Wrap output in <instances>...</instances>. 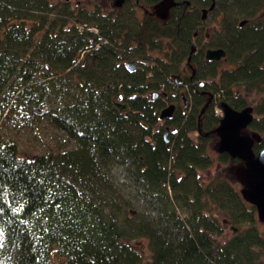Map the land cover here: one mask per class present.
<instances>
[{"label": "trees", "instance_id": "1", "mask_svg": "<svg viewBox=\"0 0 264 264\" xmlns=\"http://www.w3.org/2000/svg\"><path fill=\"white\" fill-rule=\"evenodd\" d=\"M158 1L107 11L99 0H0V127L17 116L60 140L56 151L28 154L0 134L9 190L0 264H264L256 206L228 175L201 173L214 163L207 142L223 101L242 109L245 93L254 95L253 149L264 147V0H217V42L200 36L211 0H183L165 19L149 9L138 16ZM207 45L225 48L230 66L204 58ZM175 74L188 105L172 93ZM177 97V111L161 119Z\"/></svg>", "mask_w": 264, "mask_h": 264}, {"label": "water", "instance_id": "2", "mask_svg": "<svg viewBox=\"0 0 264 264\" xmlns=\"http://www.w3.org/2000/svg\"><path fill=\"white\" fill-rule=\"evenodd\" d=\"M166 0H161L158 5H161ZM174 1V0H173ZM123 0H116V4L120 5ZM216 0H212L208 8H203L202 18H206L209 10H212L216 6ZM174 3H176L174 1ZM173 5V4H172ZM171 6V5H170ZM167 6V7H170ZM168 13H163L161 17H167ZM246 19L240 21L239 24L246 23ZM195 43L192 44L191 51L195 50ZM226 55V50L223 47L208 48L206 50V58L208 59H220ZM127 67L130 70L136 68V61L130 60L127 62ZM179 77L176 78L178 80ZM159 92L154 91L152 97H158ZM115 104L120 109L127 108L128 104L120 101H115ZM175 103L162 108L160 112V118H171L175 110ZM223 117L220 118L219 124L215 127L214 131L219 136V142L217 150L220 153L226 152L231 158H238L241 160L234 170V174L237 180L240 182L241 193L247 202L254 204L257 208L258 218L261 222H264V147L256 153L253 149L256 141V134L245 132V128L249 127L253 120L254 113L253 107H243L242 109H236L231 106L227 101L222 102ZM169 131L166 129L165 135ZM132 213H135V209H131Z\"/></svg>", "mask_w": 264, "mask_h": 264}, {"label": "rangeland", "instance_id": "3", "mask_svg": "<svg viewBox=\"0 0 264 264\" xmlns=\"http://www.w3.org/2000/svg\"><path fill=\"white\" fill-rule=\"evenodd\" d=\"M134 1L135 0H126V2L123 4V6L126 3H132ZM196 1L199 2L200 0L199 1L196 0ZM99 2H101V4L104 6V8H106L107 11H109V9H112V10L116 11V0H99ZM211 2H212V0H211ZM170 5H172V3ZM219 5L220 4H217L216 7L213 10H210L208 12V14H206L207 18H205L206 20H205V24H204V29H206V31L209 33L208 36H209L210 40L213 41V42H217V40H219L222 37L221 33H222V29L223 28H221V30H219V28H220L221 22H223L222 18L225 17V15H223L224 12H223L222 9H220ZM151 6L152 5L147 6L146 8L149 9V10H152ZM209 6L210 5H206V7H209ZM146 8H145V6H142L140 8L138 7V11H136V12H137L139 17H142V15H144V13L146 12L145 11ZM165 10H167V9H165V8L158 9V11L160 13H168ZM259 13H260L259 16L264 15V10H262ZM159 16H158V18H163V17H161V16L159 17ZM231 18H232V20H235L234 17L227 16L225 18V21H229V20H231ZM236 21L238 23V21H240V20L237 19ZM203 41H205V40L203 39ZM193 43L196 44L198 42L195 41ZM206 47L207 48H215L216 46L215 47H211V46L207 45V46H205V48ZM133 60L135 61V58ZM128 61H130V60H128ZM220 65H221L220 67H221V70H222V69L227 68L228 66H230V63H228V61H226V60H222ZM178 90H179L180 94H181V92L185 93V98L189 97L187 95V93H186V90H185L184 86H181V88L178 89ZM178 90H175V91H178ZM216 96L218 97V94H216ZM253 96L254 95H252V94L248 95L247 93H245V98L247 100H249V105H248L249 107L250 106H254L257 103V101H258ZM217 97H215V99ZM177 99L178 98H176V100H171L169 103H171V102L172 103L173 102L177 103L176 102ZM120 102H122V101H120ZM217 102H219V101H216V103ZM221 109L216 107L215 108V112L222 114V117H223V112H222ZM253 113H254V111H253ZM13 118L15 119V121H13V122L11 120H9V121L7 120L5 122L4 121L2 122V125L0 127V134L11 135L14 138H16L18 143H19V145H20L21 150L26 151L28 154L42 152V151H46L48 149L53 150V151L57 150L56 148H58V146L60 145L59 144L60 140L55 135V130H56L55 128H51L50 126H42L40 123L36 122L35 120H32L31 121L32 123H30V124L23 125V123H22L23 120L19 119V117L15 116ZM167 126H169V130L176 128V125L174 123L164 124V128L167 129ZM244 131L247 132V133L252 134V131H251V129L249 127L245 128ZM215 134L217 136L216 137L213 136L210 139V141L207 142L209 144L210 151L212 152V155L214 156V161H213L214 163L210 166L209 169H204L201 173L203 174L204 179H207L208 177H211V176L215 175L216 173L221 172L223 174L228 175L230 178H232V180L233 179L236 180L237 185H239L241 187L242 185L237 180V178H236V176L234 174L235 167L240 162L233 161L234 158H230V160H227V161L219 160V158H218L219 151L217 150L218 142H219L218 141L219 140V136H218V134L216 132H215ZM254 134H256V133H254ZM219 214H220L221 218H226V214H223V213H219ZM226 220H227V218H226ZM231 226H232V224H230V223H226L225 224V235H226V237H227V235L231 234ZM143 243L144 244L147 243V240L146 239L143 240Z\"/></svg>", "mask_w": 264, "mask_h": 264}, {"label": "flooded vegetation", "instance_id": "4", "mask_svg": "<svg viewBox=\"0 0 264 264\" xmlns=\"http://www.w3.org/2000/svg\"><path fill=\"white\" fill-rule=\"evenodd\" d=\"M161 1V0H160ZM160 1H158V2H156L155 4H153L152 6H151V8H152V10H150L151 11V13H154L155 15H162L163 13H160L159 11H158V9H160V8H165V9H167V10H165L166 12H168V14H169V12H170V9H171V7L172 6H177V5H182V3H183V0H174L176 3H174V1L173 0H166L164 3H162L161 5H158V3L160 2ZM126 2V0H123V2L120 4V5H117L116 4V11L120 8V7H122L123 6V4ZM173 4V5H171V7H167V6H170V4ZM187 3L188 4H190V1H187ZM148 9L146 8V10L145 11H147ZM169 10V11H168ZM168 14H167V16H168ZM160 17V16H159ZM165 18H167V17H165ZM165 18H163V19H165ZM207 18V17H206ZM203 20V19H202ZM205 20L206 19H204V21H203V23L205 24ZM203 25V24H202ZM201 27H198L197 28V30H196V32H194V35L195 36H198L199 35V29H200ZM201 31L203 32V34H201L200 36H206V37H209L208 35H209V33L206 31V29H204V25L202 26V29H201ZM199 36V37H200ZM196 46L198 45V43H196L195 44ZM195 46V47H196ZM209 46H211V47H215V45H209ZM217 47V46H216ZM196 49V48H195ZM208 48L206 47L205 48V51L203 52V57L204 58H206L205 56H206V50H207ZM192 53V52H191ZM190 57V56H189ZM189 57H187L188 58V61H190V58ZM206 59H208V58H206ZM226 59V57H222V58H220V59H208V60H210V61H212V62H222V60H225ZM176 75V74H175ZM177 77H179L178 78V80H176L175 79V81L177 82V88H181V86H184L185 84H184V77L183 76H181V74H177ZM185 88H188V85H186V86H184ZM178 90V89H177ZM179 91V90H178ZM176 92L177 91H172V93H173V95H175L176 94ZM180 93V92H179ZM165 96H167V93H165ZM177 96V95H176ZM180 96L182 97V98H185V93H182L181 92V94H180ZM178 98V97H177ZM189 98L188 97H186L185 98V104L184 105H188L189 104ZM177 102V101H176ZM175 105H176V107H175V110H174V112L175 111H177V109H178V104L177 103H175ZM174 112H173V114H174ZM173 116V115H172ZM167 127H169V126H167Z\"/></svg>", "mask_w": 264, "mask_h": 264}, {"label": "snow or ice", "instance_id": "5", "mask_svg": "<svg viewBox=\"0 0 264 264\" xmlns=\"http://www.w3.org/2000/svg\"><path fill=\"white\" fill-rule=\"evenodd\" d=\"M8 188L3 183H0V199H6L8 196ZM15 211V210H13ZM3 237V230L0 229V239Z\"/></svg>", "mask_w": 264, "mask_h": 264}, {"label": "bare ground", "instance_id": "6", "mask_svg": "<svg viewBox=\"0 0 264 264\" xmlns=\"http://www.w3.org/2000/svg\"><path fill=\"white\" fill-rule=\"evenodd\" d=\"M116 101H118V100H116Z\"/></svg>", "mask_w": 264, "mask_h": 264}]
</instances>
